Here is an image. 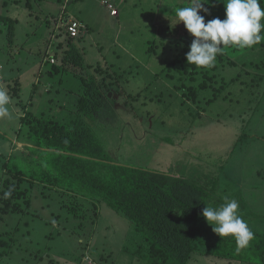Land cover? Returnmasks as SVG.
I'll return each instance as SVG.
<instances>
[{
	"label": "rangeland",
	"instance_id": "1",
	"mask_svg": "<svg viewBox=\"0 0 264 264\" xmlns=\"http://www.w3.org/2000/svg\"><path fill=\"white\" fill-rule=\"evenodd\" d=\"M109 1L115 3L119 16L112 17L102 0H0V16L17 20L13 46L8 44L7 26L0 23V87L11 98L10 115L0 118V155L26 173H41L33 146L25 138L26 128L21 127L25 111L65 124L78 120L80 76L92 73L74 68L51 75L50 59L62 56L63 50L55 46L47 50L51 33L55 43L64 39L67 29L56 27V22L59 15H68L83 26L74 39L82 62L110 68L114 77L107 81L113 85L100 116L86 119L103 149L100 157L161 173L177 170V175L186 177L194 173L192 177L205 182L220 179L215 190L219 206L227 197L239 202L241 214L263 216L264 79L260 76H264V50L238 48L231 54L234 48L228 46L224 54L235 65L220 71L219 79L226 84L217 91H200L198 102L193 103L177 89L179 77L170 78L176 57L172 40L187 39L175 12L193 0ZM204 7L210 13H200L206 23L226 18L222 2L210 0ZM45 18L51 22L47 24ZM40 72L41 83L35 85ZM59 192L38 183L29 215L0 217V232L18 226L12 234L13 253L4 264H35L40 257H44L40 264H51L50 259L52 264H83V255L95 264H141L147 248L129 221L101 204L95 229L81 231L80 222L62 208L65 199ZM83 242H89L87 251ZM222 262L209 260L208 264Z\"/></svg>",
	"mask_w": 264,
	"mask_h": 264
},
{
	"label": "trees",
	"instance_id": "2",
	"mask_svg": "<svg viewBox=\"0 0 264 264\" xmlns=\"http://www.w3.org/2000/svg\"><path fill=\"white\" fill-rule=\"evenodd\" d=\"M260 3L264 7V1ZM0 23L7 26L8 44L13 46L17 20L0 16ZM184 28L183 31L186 30ZM188 34L186 30L183 35L187 39L183 41L172 40L176 57L171 63L174 75H170V78L175 80L179 77L181 86L177 89L183 91V97L188 101L197 103L200 91H217L218 87L222 88L226 84L224 79H219L220 71L235 63L223 53L217 56L216 63L211 68H198L188 64L186 53L194 39ZM74 39L76 38L69 37V50L62 56L55 55L50 62L52 59L61 62L60 66L52 63L51 75L86 68L92 73L89 77L80 76L82 82L76 102L78 120L65 124L54 117L46 118L24 110L21 127L26 128L24 135L28 144L33 146V157H38L35 160L41 166V173H26L14 166L8 157L0 155L1 219L8 215H29L33 190L36 184L42 183L60 191L61 197L65 199L62 200V208L68 210L72 219L80 222L81 231L89 227L95 229L101 204H106L123 216L133 225L147 248V253L142 256L143 263L139 260L141 264H190L196 255H209L238 264H264V215L255 212L246 215L240 213L253 231L254 238L248 247L239 252L236 251L234 239L219 237L202 216L206 205L219 207V197L215 190L220 179L205 182V178L200 181L192 177L194 173L188 177L177 175V170V173H161L119 165L109 158L100 157L103 149L94 140L86 119L100 116L107 101V93L113 85H107V81L114 77L110 68L85 66ZM233 48L230 50L231 54L238 50ZM257 48L258 53H262L264 41L251 49ZM2 79L1 73L0 82ZM260 79H264V76L261 75ZM18 90L16 88L15 95ZM240 142L241 137L235 146ZM66 200L70 201L66 203ZM17 230L18 226L0 232V239H9L7 243L0 240V264L11 257L15 246L12 234L16 235ZM82 245L87 251L89 242H83ZM36 260L35 264H40L44 257ZM49 263H54V260L50 259Z\"/></svg>",
	"mask_w": 264,
	"mask_h": 264
},
{
	"label": "clouds",
	"instance_id": "3",
	"mask_svg": "<svg viewBox=\"0 0 264 264\" xmlns=\"http://www.w3.org/2000/svg\"><path fill=\"white\" fill-rule=\"evenodd\" d=\"M217 2L225 5L226 18L223 20L217 17L205 22V16L200 13L210 14L208 8L204 7L210 0L207 3L204 0H193L189 6L175 12L177 23L182 22L187 32L194 37L186 53V60L198 68L213 67L217 56L223 55L228 46L244 50L264 41V7L260 0ZM10 99L6 89L0 87V118L10 115ZM202 216L219 237L235 240L237 252L248 247L254 238L253 231L240 215V205L235 199L225 197V202L219 207L206 205Z\"/></svg>",
	"mask_w": 264,
	"mask_h": 264
},
{
	"label": "crops",
	"instance_id": "4",
	"mask_svg": "<svg viewBox=\"0 0 264 264\" xmlns=\"http://www.w3.org/2000/svg\"><path fill=\"white\" fill-rule=\"evenodd\" d=\"M102 1H104V0H102ZM106 1H109V0H106ZM109 2H111V1H109ZM112 3L114 4V6H115V3L112 1ZM28 5H29V3H28ZM6 6V5H5ZM116 7V6H115ZM117 9V8H116ZM111 13V12H110ZM112 16V15H111ZM117 16H119V12H118V15ZM70 16H68V15H59V17H58V19H57V21L58 22H56V27H58L59 25L60 26H62V27H64L65 29H66V24H67V20H68V18H69ZM112 17H116V16H112ZM43 21H45L47 24H49L50 22H51V20H48V18H45ZM77 21V20H76ZM62 24V25H61ZM65 36H64V39H61V40H59V41H57L56 43H58V44H56L55 42H54V38H55V33L53 34V33H51V42L49 43V46H48V51L49 50H51L52 48V46H55V47H57V49H59V50H63V53L62 54H64L67 50H69V48H68V46H67V39L69 38V35H68V33H67V31H65ZM53 58H55V56L53 57ZM60 62V60L58 61L57 59H56V63L55 64H58ZM52 63V62H51ZM40 75H39V79H38V77L36 78V83H35V85H40V83H41V77H42V73L40 72L39 73ZM3 76V75H2ZM3 80V79H2ZM50 87V86H49ZM49 87H47L46 89H48L49 90ZM47 91V90H46ZM257 126H259V124H257ZM237 141H238V139H237ZM236 141V142H237ZM236 142H235V144H236ZM23 144V143H22ZM234 144V145H235ZM23 147H25V144H23L22 145ZM23 153H24V150H23ZM25 156H27L26 154H24ZM185 176V175H184ZM187 176V175H186ZM218 176H219V174H218ZM214 261V260H222L223 262V264H238V263H231V262H229V261H227V260H224V259H219V258H216V257H213V256H209V255H196L195 256V259L193 260V261H196V263H198V261L199 262H201L202 263V261H205L206 262V264H208V261ZM84 261L87 263V264H93V261L91 260V259H87V257H84V259H83V261H82V263L84 264ZM89 261V262H88ZM199 264V263H198Z\"/></svg>",
	"mask_w": 264,
	"mask_h": 264
},
{
	"label": "built area",
	"instance_id": "5",
	"mask_svg": "<svg viewBox=\"0 0 264 264\" xmlns=\"http://www.w3.org/2000/svg\"><path fill=\"white\" fill-rule=\"evenodd\" d=\"M102 3L111 12L112 16L118 15V10L116 9V7L114 6V4L112 2L104 0V1H102ZM82 28H83V26L80 22H78L74 19H70L68 24H67V33H68L69 37L77 38V37H79ZM51 62L54 63L55 60L52 59ZM0 80H1V72H0Z\"/></svg>",
	"mask_w": 264,
	"mask_h": 264
},
{
	"label": "water",
	"instance_id": "6",
	"mask_svg": "<svg viewBox=\"0 0 264 264\" xmlns=\"http://www.w3.org/2000/svg\"><path fill=\"white\" fill-rule=\"evenodd\" d=\"M18 145H23V144H21V143H18Z\"/></svg>",
	"mask_w": 264,
	"mask_h": 264
}]
</instances>
